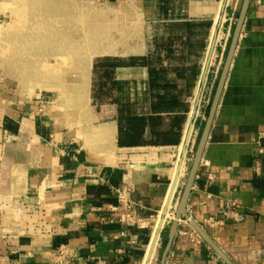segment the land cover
I'll return each mask as SVG.
<instances>
[{"label": "crops", "instance_id": "0c3cea01", "mask_svg": "<svg viewBox=\"0 0 264 264\" xmlns=\"http://www.w3.org/2000/svg\"><path fill=\"white\" fill-rule=\"evenodd\" d=\"M224 2L0 0V264H145ZM243 2L227 0L225 12ZM155 24L166 38L171 26L185 27L176 31L171 54L156 51L149 34ZM200 31L210 43L194 38ZM153 53L164 67L160 88L153 93L149 67H119L112 99L97 108L96 58ZM216 57L206 88L216 82ZM156 94L169 102L158 106ZM123 116L160 123L146 126L147 142L120 146ZM202 118L200 108L195 128ZM198 133L151 264H228L191 220L233 264H264V0L249 6L189 195L190 217L176 225Z\"/></svg>", "mask_w": 264, "mask_h": 264}, {"label": "water", "instance_id": "95a60500", "mask_svg": "<svg viewBox=\"0 0 264 264\" xmlns=\"http://www.w3.org/2000/svg\"><path fill=\"white\" fill-rule=\"evenodd\" d=\"M251 1L252 0H244L243 5L240 9L239 17H238L237 23H236L235 28H234L233 36H232V39H231L229 47H228V51L226 54V58H225L223 67L221 69V73H220L218 83H217V86H216V89L214 92V96H213L212 102L209 106L208 118L206 120L204 129L202 131V134H201V137H200L197 149H196V154H195V158L193 161V165H192L191 171L189 173L188 182H187L186 188L184 190V194H183L181 202H180L178 216H177V219L175 221L176 225L179 223V220L181 219L182 216H185L186 218L190 217L189 214L187 213V203H188L189 195L191 193V189H192L193 183L195 181V178H196V175L198 172V168H199V165L201 163V160H202V157H203V154H204L207 142H208L209 134L211 132V128L213 126L214 118H215V115H216V112H217V109H218V106H219V103H220V100H221V97H222V94H223V91H224V88H225V85L227 82V78L229 76V72H230L234 57H235V53H236V50H237V47L239 44V40H240L241 33L243 30L244 22H245L246 15H247L249 6L251 4ZM226 7H227V0H225V2L223 4L222 14L220 15L219 22L217 24L218 28L215 32V36H214L212 43H211V46H210V51H209L207 63L205 66L203 77H202V86H201L199 93H198V96H197V102H196L195 109L193 111L192 119H194V117L197 113L198 107L202 101V97L204 94V86H205L207 79H208V74H209L210 67H211V61L213 59V55H214V52H215L216 46H217L218 29L222 25L223 17H224L223 14L226 10ZM194 128H195V122L192 121L190 123L189 129H188V132L186 135V139H185V143L183 146L181 157L179 159L177 171H176L175 177L173 179L172 186H171L170 192L168 194L165 206L162 210V215L160 217L156 232L154 234V237H153V240H152V243L150 246V250H149L148 255L146 257L145 264H151L154 251L157 248V245H158V242H159V239L161 236V232H162V229H163L165 221H166V216H167L169 209L171 207V204H172V201H173V198L175 196V192H176L179 180H180L183 164H184V161L186 160L187 155H188V151H189V147H190V144L192 141ZM191 223L196 228V230H198V232H200V234L212 245V247L218 252V254L228 264H233L227 258V256H225L223 254V252L214 244V242L208 237V235L200 228V226L194 220H191Z\"/></svg>", "mask_w": 264, "mask_h": 264}, {"label": "trees", "instance_id": "16d2710c", "mask_svg": "<svg viewBox=\"0 0 264 264\" xmlns=\"http://www.w3.org/2000/svg\"><path fill=\"white\" fill-rule=\"evenodd\" d=\"M170 25H168L169 27ZM208 27L210 24L207 25ZM171 34L168 38L163 39L161 42L156 39L155 43L156 51L161 50L165 47L168 48L169 54L172 53L170 45L177 38V32L185 29L181 24L171 26ZM190 29V28H189ZM177 31V32H176ZM155 51V53H156ZM160 54H151L148 56H132L129 58H123L118 56H104L95 59L94 63V83H93V100L97 108L100 105L109 102L112 99L113 90L116 87L115 71L119 67L125 66H147L151 73V88L154 90L160 88L161 82L158 75L164 71V67L161 65ZM158 106L166 105L169 100L165 96L160 94L155 95ZM155 105V106H157ZM209 107L206 112L208 113ZM148 119V120H147ZM160 118L144 116H123L120 118V129H119V145H134L135 143L147 142L144 140V133L146 126L151 124L153 127L159 125Z\"/></svg>", "mask_w": 264, "mask_h": 264}, {"label": "rangeland", "instance_id": "374dc122", "mask_svg": "<svg viewBox=\"0 0 264 264\" xmlns=\"http://www.w3.org/2000/svg\"><path fill=\"white\" fill-rule=\"evenodd\" d=\"M240 8H238V10L234 11L232 9L230 10H227V12H225V22L221 25V28H220V31H222L223 33V38L221 39V41L219 42V44H217L216 46V51H217V55H219V57L217 58V60L214 62L213 64V68H212V72L211 74L212 77L215 76V84L212 83L213 80L210 81V84H208L206 90H205V98L202 102V105H201V108H202V119L200 120H203V123L201 121H199L197 123V127L194 128L195 131H194V134H193V139L194 137L196 138V135H197V131L199 132V137L196 141V143L198 144L200 140V137H201V134H202V130H203V126H204V122L207 118V115H206V110L207 108L210 106L211 102H212V99H213V96H214V92H215V85L217 83V80L219 78V75H220V72H221V69L223 67V64H224V61H225V58H226V54H227V51H228V47H229V44H230V41L232 39V36H233V32H234V28H235V25L237 23V20H238V17H239V12H240ZM80 17V16H79ZM83 24H78V27H79V30H80V27L82 26ZM160 24H155L154 26L151 27V30L149 32L150 36L152 37V40H156L158 39L160 42L165 39L167 36H166V32L164 30H162L161 26H158ZM15 34L17 33H21V30L20 31H14ZM208 32H201L197 35L194 36V38H196L197 36L201 38H204V39H208L209 43H210V40H209V37H208ZM63 34H65V32L63 31ZM50 35V34H49ZM53 35V34H51ZM5 37V28H1L0 29V37ZM218 43V42H217ZM5 49V48H4ZM16 65V64H15ZM196 123V122H195ZM196 148H197V145H196ZM196 151V149L194 150ZM189 158L192 160L193 159V152L190 154Z\"/></svg>", "mask_w": 264, "mask_h": 264}, {"label": "bare ground", "instance_id": "6f19581e", "mask_svg": "<svg viewBox=\"0 0 264 264\" xmlns=\"http://www.w3.org/2000/svg\"><path fill=\"white\" fill-rule=\"evenodd\" d=\"M11 12H12V11H11ZM18 12H19V11H18ZM20 12H21V11H20ZM26 13H27V12H26ZM12 14H13V13H12ZM21 14H22V13H21ZM220 15H221V14H220ZM18 17H19V16H18ZM218 22H219V21H218ZM217 24H218V23H217ZM19 25H21V24H19ZM25 25H27V24H25ZM68 26H70V25H68ZM19 27H21V26H19ZM70 27H71V26H70ZM217 28H218V27H217ZM217 28H216V30H217ZM220 28H221V27H220ZM220 28L218 29V41H217V42H220L221 39L223 38V33H222V31H220ZM87 30H88V29H87ZM216 30H215V32H216ZM80 31H81V30H80ZM80 31H79V32H80ZM86 32H88V31H86ZM68 35H69V34H68ZM59 36H60V35H59ZM62 36H64V34H63ZM214 36H215V34H214ZM84 37H88V39H89V35H88V36H84ZM213 38H214V37H213ZM66 39H67V38H66ZM82 39H83V38H82ZM86 39H87V38H86ZM86 39H84V40H86ZM88 39H87V40H88ZM13 40H14V39H13ZM64 40H65V38H64L63 40L60 39L59 42H63ZM78 40H79V39H78ZM99 40H100V39H99ZM15 41H16V39H15ZM46 41H47V40H46ZM67 41H68V40H67ZM52 42H53V41H52ZM57 42H58V41H57ZM83 42H84V41H83ZM83 42H82V43H83ZM64 43H65V42H64ZM68 43H70V42H68ZM85 43H87V42L85 41ZM88 43H89V41H88ZM100 43H102V42H100ZM211 43H212V42H211ZM60 44H61V43H60ZM78 44H79V42H78ZM217 44H218V43H217ZM61 45H62V44H61ZM68 45H69V44H67V46H68ZM88 45H89V44H88ZM95 45H96V44H95ZM65 46H66V45H65ZM65 46H64V49H63V50H65ZM81 46H83V47H87V46H85V45H81ZM93 46H94V45H93ZM105 46H107V45H105ZM210 46H211V45H210ZM62 47H63V46H62ZM68 47H69V46H68ZM95 47L97 48V47H99V45H97V46H95ZM95 47H94V48H95ZM102 47H104V46H102ZM57 48H58V46H57ZM60 48H61V47H59V49H57V50H59L60 52H62ZM79 48H80V47H79ZM109 48H110V47H109ZM55 49H56V48H55ZM70 49H71V48H70ZM87 49H88V48H87ZM97 49L100 51V53H109V54L111 53V50H110L111 48H110V49H103V50H100L99 48H97ZM97 49H96V50H97ZM115 49H116V48H115ZM52 50H54L53 47H52ZM57 50H56V51H57ZM81 50L83 51V49H81ZM93 50H94V49H93ZM69 51H70V50H69ZM74 51H76V50H74ZM74 51H73V53H74ZM84 51H85V49H84ZM89 51H90V50H89ZM99 51H97V53H99ZM215 51H216V50H215ZM51 52H52V51H51ZM76 52L78 53V52H81V51H76ZM113 52H114V49H113ZM113 52H112V53H113ZM52 53H53V52H52ZM57 53H58V52H57ZM65 53L69 55V54H71L72 52H71V53L64 52V54H65ZM84 53H85V52H84ZM86 53H87V52H86ZM88 53H89V52H88ZM88 53H87V54H88ZM91 53H92V52H91ZM54 54H55V53H54ZM78 54H79V56H80V53H78ZM81 54H82V53H81ZM94 54H95V53H94ZM60 55H61V54H60ZM88 55L90 56L91 54H88ZM214 55H215V52H214ZM214 55H213V58H214ZM73 56H74V55H73ZM82 56H83V55H82ZM84 56H87V55L84 54ZM77 57H78V56H77ZM70 58H71V56H70ZM79 58H80V57H79ZM79 58H78V60L80 61ZM216 58H217V57H216ZM86 59H87V58H86ZM73 60H75V59H73ZM31 62H32V61H30V63H31ZM212 62H213V61H212ZM36 64H37V63H36ZM82 64H84V62H83ZM26 65H27V64H26ZM77 65H79V64H76L75 66L77 67ZM87 65H89V60H88V62H87V64H86V67H87ZM27 67L29 68L30 66L27 65ZM88 67H89V66H88ZM36 68H37V67H36ZM83 68L85 69V67H83V66L80 65L78 70H79V71H80V70H83ZM29 70H31V69H29ZM34 70H35V69H34ZM36 70H37V69H36ZM76 70H77V68H76ZM85 71H86V69H85ZM85 71H84V72H85ZM46 72H47V71H46ZM87 72L89 73V71H87ZM79 73H80V72H79ZM82 73H83V72H81L80 74L82 75ZM88 73H86V75H87ZM35 74H36V71H35ZM87 76H89V75H87ZM87 76H84V77H86V79H87ZM84 77H83V78H84ZM81 79H82V77H81ZM83 81H84V80H83ZM85 81H86V80H85ZM85 81H84V82H85ZM205 88H206V85H205ZM196 90H197V89H196ZM195 93H196V92H195ZM194 96H195V95H194ZM203 97H204V96H203ZM194 101H195V99H194ZM201 105H202V103H201ZM200 108H201V106H200ZM200 108H199V112L197 111V113H196L194 119H192V117H193V111H192V113L190 114V117H191V121H190V122H192V121L196 122V119H197V117H198L199 114H200ZM193 132H194V130H193ZM184 164H185V161H184ZM184 164H183L182 171H183L184 166H185ZM154 252H155V251H154Z\"/></svg>", "mask_w": 264, "mask_h": 264}, {"label": "built area", "instance_id": "2783aa9c", "mask_svg": "<svg viewBox=\"0 0 264 264\" xmlns=\"http://www.w3.org/2000/svg\"><path fill=\"white\" fill-rule=\"evenodd\" d=\"M203 96H204V97H202V101H201V103L203 102V100H204V98H205V94H203ZM194 131H195V130H194Z\"/></svg>", "mask_w": 264, "mask_h": 264}]
</instances>
